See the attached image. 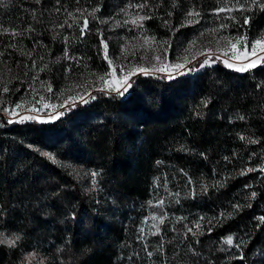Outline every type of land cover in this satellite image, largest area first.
<instances>
[{
	"label": "trees",
	"instance_id": "obj_1",
	"mask_svg": "<svg viewBox=\"0 0 264 264\" xmlns=\"http://www.w3.org/2000/svg\"><path fill=\"white\" fill-rule=\"evenodd\" d=\"M129 2L5 0L0 26L10 31L0 32V58L15 78L12 84L29 83L38 72V81L59 89L75 74L104 69L101 33L114 60L133 33L168 41L171 50L195 39L245 31L222 19L226 13L214 14L218 0H147L142 11L129 9L151 16L142 22V30L130 23L117 27L116 21L127 19L121 9ZM94 8L100 11L96 19L88 16L90 31L81 40L78 25L83 19L77 9ZM189 11H198L200 17H188ZM247 15L252 16L249 39L258 37L264 31V11ZM186 19L200 22L186 25ZM65 20L73 24L71 29L67 24L59 27ZM221 23L230 27L209 31ZM29 27L34 31H25ZM12 29L24 35L14 39ZM66 47L69 56L76 57L71 63L65 58ZM202 100L208 101L207 107ZM1 124L0 232L21 239L15 247L0 244V264H28L27 253H35L41 264H146L145 247L163 264H264V224L257 219L264 216V173L240 174L264 164V66L238 73L216 63L169 82L138 77L124 99L98 95L48 124ZM78 169L99 173L96 190L81 183ZM252 191L257 192L255 198ZM174 193L180 194L179 203ZM161 199L162 208L156 206ZM237 203L245 205L238 212L233 209ZM164 213L168 220L160 225V234L150 235L155 231L150 226L159 223L151 216ZM221 213L233 215L224 218ZM175 217L187 218L175 224L179 232L171 230ZM200 217L206 218L200 221L203 234L185 239L183 224L194 227L192 222ZM214 217L218 219L209 224ZM228 235L234 244L243 240L244 260L231 259L239 254L234 247L220 250L229 249L223 244ZM161 244L163 251L157 252Z\"/></svg>",
	"mask_w": 264,
	"mask_h": 264
},
{
	"label": "snow or ice",
	"instance_id": "obj_2",
	"mask_svg": "<svg viewBox=\"0 0 264 264\" xmlns=\"http://www.w3.org/2000/svg\"><path fill=\"white\" fill-rule=\"evenodd\" d=\"M35 2L37 4H39L41 2V0H35ZM57 5H59L60 0H56ZM218 2L220 3V7H218L217 9L214 10V14L219 17L220 13H226V15H224L222 17V19L224 20H228V21H232L235 24H238L241 28H244L245 31L239 35H220L216 41L217 43V50H223L224 54L227 55L229 51H231L232 53V59H243L244 63H242L240 66H236L234 64L229 63L227 60H225V64L227 67L229 68H235L236 71L238 72H247L250 69H255L258 65H264V31H262L258 37L252 38L251 40L249 39L248 36V28L247 26L250 25L251 21H252V16L247 15V13H252L254 11H264V0H218ZM5 4V0H0V5H4ZM148 7V2L147 0H144L143 3L140 2H130L127 4V6L125 8L121 9V12L124 13V15L127 17V19H125L122 23L121 21H116V26L117 27H122L124 25L127 24H132L134 27L138 28V29H143V21L151 19V16L148 15H141L140 12H136L135 14H133L131 11H129V9H138L140 11H142L143 9ZM57 12L60 11V8L57 7L56 9ZM65 11H67L65 9ZM78 12H80V17L83 19V24L82 25H78L80 28V39L83 40L84 36L86 35V33L88 31H90L89 29V21H88V16H91L93 19H96L95 13L100 11V8H94L92 9L91 12H88L87 9L85 10H80L77 9ZM85 12H87V15H85ZM233 12H238L240 15L239 17H237L236 15H233ZM68 17L73 19L75 21V17L74 14L72 12H68L67 13ZM169 15H171V13H169ZM188 17H200V13L198 11H189L187 13ZM33 18L35 19V12H33ZM241 19H242V23H241ZM101 23H107V21H100ZM200 20L199 19H186L185 24L186 25H191L194 23H199ZM167 23V21L165 22ZM67 24V27L69 29H71L73 27V24L68 23L67 20L64 21L63 24H60L59 27L63 28L64 25ZM184 25H181V27H183ZM230 27L229 24L227 23H221L219 24V26L217 28H212L209 29L210 32L212 33H218L221 31H225ZM9 29L5 28L3 26H0V32L2 33H9ZM25 31L27 32H31L34 31L33 28L29 27L28 29H26ZM11 36L15 39L17 36H23L24 33L23 32H18L15 29H12L10 32ZM141 35L144 36L145 41L147 42L149 39L152 41L156 40V37L152 36V37H148L146 35H144L143 32H141ZM203 35V33L201 34ZM140 37H134L133 39H139ZM65 44H68L69 38L67 36L63 37ZM101 44L104 46L105 49V55L104 58L108 61L109 66L111 67L113 65V61L112 59H110L107 55V42L104 39L102 33H101ZM194 43V42H193ZM161 46H162V54L158 53L156 55H154L152 57L153 60H155L158 64L163 65L161 67H155L154 66V71H159V72H163L166 74L167 78L169 80L175 79L176 75H173L172 72L168 71L169 68L172 69H183L185 67V64L182 63H176V64H170V65H166L165 64V57L167 55L168 52V45L169 42L168 41H161L160 42ZM10 47L15 48L16 45L15 44H11ZM208 51H211V49H209ZM27 55L29 56V58H31V53H27ZM0 56H3V53L0 52ZM250 57H254V58H250ZM65 58L68 59H76V57H70L69 53H68V48H65ZM145 57H141V59H144ZM221 57L220 56H216V59L219 60ZM186 59V58H185ZM212 58L211 56H208L205 58V60L203 62H201L200 67H204L206 65H209L210 63H212ZM36 62L33 61V67H35ZM27 67V66H26ZM47 67V66H45ZM44 69L41 68L40 71H43ZM71 69L69 68L68 71H70ZM142 72H147V69L145 68H140L139 69ZM121 72L124 71V67L122 66L120 69ZM188 71H191V69H189ZM186 73L184 71H179L177 73V75H185ZM25 75H27V73H25ZM134 75V72H128L127 76L123 79V84H124V88L123 91H120L119 88L116 89V91L119 93V95L123 96L126 92H128V90L132 87V84L128 82V77ZM39 79V73L37 72L33 77H32V83L34 84L36 80ZM101 80H104V77H100ZM40 86L41 88H46V91L51 92L52 91V86L51 84H49L46 81H41L40 82ZM100 91H104L103 88L98 89ZM3 93H9L11 90L8 87L7 83H4L3 88H2ZM15 91H19V89H15ZM36 94V90L33 88V95L35 96ZM87 93H81L78 94L79 98L81 100H83L84 95ZM92 99H95V97H91ZM41 100H44V96L40 97ZM77 99V97H68L67 100L64 101L63 104L60 105V107H64L68 101H75ZM85 103H87V101H84ZM6 102L0 98V105L5 104ZM25 101L21 100V102L15 103V105L12 107V109L10 110L8 107H2L0 108V111L6 112L10 117H17V119H9L7 122L9 124L11 123H23L29 120H35L36 117L33 115H21L19 114L16 110L17 109H21L22 106L24 105ZM201 103L204 105V107L208 106V101H204L202 100ZM45 107H47V105H45ZM27 111L32 112V111H39V109H36L35 107H30L27 109ZM65 113L61 112L58 113V116H62ZM240 119H244V117H240ZM44 121H41V123H43ZM241 140H248L249 143H259L258 140H254L251 138H246L244 136H240ZM41 155L55 161V157L49 153V152H40ZM225 159H228V157H225ZM159 163V162H158ZM262 172L264 173V164H262L259 168H255V167H249L247 169H242L241 170V175H245L246 173H251V172ZM99 175V173L97 172H92L91 176H92V180H91V184L93 185V187L95 188V186H97V179L96 177ZM158 183V181H157ZM189 184L192 183L191 180L188 181ZM246 187H250V185H246ZM203 191H206L207 188L206 186L202 187ZM175 197H177V199L175 200V203H179V193H174L172 194ZM190 195H195V192L193 191L192 193H190ZM257 196V192L256 191H252L251 192V198H255ZM152 202L149 201V204H151ZM165 201L163 199L159 200V203L156 205L157 207H163ZM247 207H251V204L246 205ZM243 207H245V205H241V204H234L233 205V209L238 212L240 211ZM233 215V213H221L220 216L224 217V218H230ZM75 217L73 216V219ZM187 218L186 217H175L173 221H171V223L173 224L172 227V231L174 232H179L180 230L177 229L175 227L176 223H182L183 221H185ZM205 217H200L198 220L193 221V226H190L187 223L183 224V228L185 229L183 236L185 239L188 238V234H191L192 237H198L199 235H202L204 230L201 227V223L200 221L205 220ZM218 218L214 217L212 218V220H209L208 223L212 224L213 221L217 220ZM257 219L264 224V216H260L257 217ZM151 220L152 221H157L159 220V223H153L150 227L151 228H155L154 232H150V235H158L161 232V227L160 225L165 224V221L168 220V216L166 213L160 215L159 217H157L156 215L151 216ZM145 223H147V221H145ZM140 233H144V228L141 227L139 229ZM209 231H211V229H209ZM142 238V237H141ZM21 239V237L19 235H13L11 237H6L5 234L3 232H0V244H6L9 247H15L17 241H19ZM196 243H199V240H196ZM223 244L228 245L229 249H224L221 248V251H228L231 248H235L236 251L239 253L238 255H233L231 257V259H236V260H244L245 259V255H244V242L243 240H239L234 244V237L233 235H228L226 238L223 239ZM189 249H192V245L189 244L188 245ZM144 251L146 252V255L148 257V259H152L153 257V252L148 251L147 247H145ZM157 252H162L163 251V244H161L157 250ZM193 253L198 255L197 252H195V249H192ZM25 259L27 260L28 264H32V261L35 259V253H30L28 256L25 257Z\"/></svg>",
	"mask_w": 264,
	"mask_h": 264
},
{
	"label": "rangeland",
	"instance_id": "obj_3",
	"mask_svg": "<svg viewBox=\"0 0 264 264\" xmlns=\"http://www.w3.org/2000/svg\"><path fill=\"white\" fill-rule=\"evenodd\" d=\"M134 37L140 38L137 40L133 39ZM201 37L203 36H199L197 39ZM218 37L219 36H215L214 38L209 37L208 40H205L204 38V41L200 42H197L195 39L179 49L172 47V49L170 50L168 47V52L165 57V64H185V67L183 69L177 70L169 68L168 71L172 72L173 75H176V78L180 76L177 75L179 71H184L186 75L193 76L199 71H202L201 69L205 70L206 68L214 66L216 63L228 69L236 71L235 68L227 67L224 61L227 60L229 63L236 66H240L246 61H244L242 58L232 59L231 51H229L227 55L224 54L223 50L218 51L216 43ZM209 49H211V51H208ZM102 52L103 61H105L107 65L104 67V69L99 68V71H90L89 73L83 74L81 76H77L75 74V76H72L71 78L63 82L59 89H55L52 87L51 92L46 91V88H41L40 81L38 80H36L34 84L31 81L23 85L20 83H15L13 85L12 83L15 81V78L12 76V72L4 65L3 60L0 58V98H2L6 102L5 104L0 105V108L8 107L11 110L15 103L21 102V100H23L25 101L24 105L21 109H17L16 111L21 115H33L36 117L35 120H29L23 123H41V121H44L42 124H48L56 121L63 116H58V113H67L69 112L71 107L76 105H86L90 103V101L95 100L98 95H101L105 98H111L115 96L120 99H124L130 92H128V94L126 92V94L121 96L116 91V89L119 88L120 91H123V79L127 76L128 72H134V75L128 77V82L132 85L134 84V80L138 77H153L166 82L176 79L175 78L169 80L165 73L153 70L154 66H163L152 59L154 55L158 53L162 54V46L160 42L152 41L150 39L146 42L144 36L140 34L136 33L135 35L133 33L131 37L126 38L124 44H122V48L120 49L118 57L112 60L113 65L111 67L108 64V61L104 58V48ZM208 56H211L213 62L204 67H200L201 62H203ZM216 56H220L221 58L217 60ZM141 57L145 58L141 59ZM72 61L73 59H70L68 62L71 63ZM195 64H197L198 66L195 67ZM122 66L124 67L123 72L120 71ZM261 66L264 65H258L256 68ZM72 68H75V65H73ZM140 68L147 69V72L140 71ZM68 69L69 66H67V71ZM189 69H191V71H188ZM252 70L254 69H250L249 71ZM100 77H104V80H101ZM4 83H7L8 87L11 90L9 93H3L2 88ZM33 88L36 90L35 96L33 95ZM100 88H103L104 91L98 90ZM15 89H19V91H15ZM81 93H87L84 95L83 100H81L78 95ZM41 96H44V100L40 99ZM68 97H77V99L74 102L68 101V103L64 107H60V105L63 104ZM91 97H95V99H92ZM85 100L87 101V103L84 102ZM45 105H47V107H45ZM30 107H35L36 109H39V111H27V109ZM9 119H17V117H10L6 112L0 111V127L3 126V124H1L2 122L5 121L6 123H8L7 121ZM92 172L94 171L90 169L85 171L82 169H78L76 172V176L82 180V184H87L91 190H96L97 186H95L94 188L91 184ZM29 254L30 253L25 254V257ZM37 259L38 257L35 255V259L32 261V264H41V262L37 261ZM146 264L163 263L158 257H156L148 259Z\"/></svg>",
	"mask_w": 264,
	"mask_h": 264
},
{
	"label": "built area",
	"instance_id": "obj_4",
	"mask_svg": "<svg viewBox=\"0 0 264 264\" xmlns=\"http://www.w3.org/2000/svg\"><path fill=\"white\" fill-rule=\"evenodd\" d=\"M128 92H130V89L128 90ZM128 92H127V94H128ZM126 94V93H125ZM53 107V106H52ZM65 115H66V113L62 116V117H65Z\"/></svg>",
	"mask_w": 264,
	"mask_h": 264
},
{
	"label": "crops",
	"instance_id": "obj_5",
	"mask_svg": "<svg viewBox=\"0 0 264 264\" xmlns=\"http://www.w3.org/2000/svg\"><path fill=\"white\" fill-rule=\"evenodd\" d=\"M201 70H203V69H201Z\"/></svg>",
	"mask_w": 264,
	"mask_h": 264
}]
</instances>
